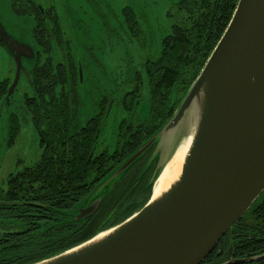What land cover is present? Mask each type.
Instances as JSON below:
<instances>
[{"label":"water","instance_id":"obj_1","mask_svg":"<svg viewBox=\"0 0 264 264\" xmlns=\"http://www.w3.org/2000/svg\"><path fill=\"white\" fill-rule=\"evenodd\" d=\"M0 39L17 65L12 94L21 56L33 59L34 52L1 21ZM185 146L177 178L154 196L157 179ZM148 152L143 172L153 164L151 194L141 208L88 240L30 264H199L231 233L264 191V0L237 1L174 114L80 202L73 218L95 213L104 193ZM21 204L30 203L0 201V206Z\"/></svg>","mask_w":264,"mask_h":264},{"label":"trees","instance_id":"obj_2","mask_svg":"<svg viewBox=\"0 0 264 264\" xmlns=\"http://www.w3.org/2000/svg\"><path fill=\"white\" fill-rule=\"evenodd\" d=\"M237 1L179 0V10L186 13L185 24L173 25L170 34L162 38L159 57L143 66L149 88V119L136 125L123 122L118 135L120 146L111 153L98 154L99 118H89L85 124L77 118L75 58L69 55V72L65 63H53L52 35L37 12L43 31L33 37L44 48L31 70L33 97L26 102L45 146L40 160L10 174L5 189L0 191V201L30 203L0 206V264H30L56 255L120 223L147 202L151 186L146 178L153 164L143 169L150 152L104 193L95 213L80 221L73 218L76 204L170 119L179 104L171 100V93L182 94L183 98L224 32ZM14 10L17 14L20 11ZM123 12L133 36H139L136 15L129 7ZM134 80L126 93L139 98L141 75L138 73ZM123 104L130 107L126 101ZM15 131L14 126L11 132ZM250 209L254 216L249 220L251 213L247 212L238 228L247 231L253 225L264 229V193ZM233 230L227 235L232 236Z\"/></svg>","mask_w":264,"mask_h":264},{"label":"rangeland","instance_id":"obj_3","mask_svg":"<svg viewBox=\"0 0 264 264\" xmlns=\"http://www.w3.org/2000/svg\"><path fill=\"white\" fill-rule=\"evenodd\" d=\"M176 2L177 0H44L45 6L53 4L56 7L65 36L70 40V50L83 67L84 83L79 87L80 122L84 124L94 115V103L102 93L110 97L113 103L105 118L96 154L106 149L111 151L115 147L117 124L124 115L118 110L119 100L125 92L132 89L134 77L138 73L141 75V86L136 114L142 120L149 117V88L142 65L161 54L162 38L170 34L172 25L182 24L186 18L183 12L177 10ZM126 6L132 8L136 15L140 27L137 37L124 24L126 17L123 11ZM0 21L12 37L21 43L32 45L34 51L37 50L32 36L34 21L17 15L10 0H0ZM51 55L54 62L62 60V54L56 45H53ZM32 61V58H23L26 67H32ZM8 74L14 77L15 60L0 44V80ZM25 94L31 95L32 89L24 74L13 93L11 105L0 108V191L5 189L10 174L38 162L43 152L38 131L29 114L22 108ZM181 97L182 94L173 92L170 95L171 100L177 104ZM11 112L18 115L20 130L14 144L7 146L8 118ZM79 205L80 203L76 206Z\"/></svg>","mask_w":264,"mask_h":264},{"label":"flooded vegetation","instance_id":"obj_4","mask_svg":"<svg viewBox=\"0 0 264 264\" xmlns=\"http://www.w3.org/2000/svg\"><path fill=\"white\" fill-rule=\"evenodd\" d=\"M10 3H11L13 10L17 9V8L20 9L18 14L16 13L17 15L29 17L34 21L32 36L34 35V33H38L40 31H43L42 24L38 20V13L37 12H39V14L44 19V22H45V25H46L48 32L51 33V35H52L51 39H50V42L52 45V50H53V45H56V48H59V50L62 54V60H60L58 62H54L53 57L51 55L52 61L54 64L65 63L66 69L69 72L68 67H67V65L70 62L69 61V55H72V57H74V58H75V56L73 55V53L70 50V48H72L70 46V40L68 38H66V36H65V33H64V30H63V27L61 24V19H60V16H59V13H58L56 7L53 4H49V5L45 6L44 0H10ZM178 3H179V0H177L175 5L177 7V10L180 11L178 8ZM16 4H22V6H16ZM127 7H129V6H126L124 8V10ZM131 10H132V8H131ZM180 12H182V11H180ZM183 13L186 16V13L184 11H183ZM185 20H186V18L183 19L182 24H178V25H184ZM124 24L126 25V28H127L126 22ZM33 39H34V37H33ZM34 42L36 43L35 46L37 47L36 51H34L32 45L26 44L34 52V57H33V61H32L33 66L32 67H26L23 64V58H30V57L29 56H27V57L21 56L22 68L20 70L18 82H19L21 76L24 75L25 72H27L25 75L28 77L29 84L31 83V78L33 77V75H32L33 72H31V70L36 67V66L34 67V65L36 64V61L38 59V56H37L38 52L41 51V48L42 49L44 48L43 45L40 44L39 42L37 43L35 41V39H34ZM0 44L4 47V49L6 51H8V53L10 54L11 57H14V54L4 45V43L1 40H0ZM22 44H24V43H22ZM64 48H66V51H64ZM161 48H162V41H161ZM161 51H162V49H161ZM51 53H52V51H51ZM35 59H36V61H35ZM153 60L148 59L144 64H146L147 62H152ZM75 62H76V64H75L76 70L75 71L77 72V73H75L76 74L75 78H76V81L78 83V85H76L77 92H78L77 97L79 98L76 113H77V118L80 121L81 106H80L79 101H81V93L79 91V87L81 88V85L84 83V71H83L82 65L80 64V62L76 58H75ZM142 66H144V65H142ZM16 67H17V65L15 62V75H14V77H10V75L8 74V75H6V77H4L2 80H0V108H2L3 106L8 108V106H10L12 103L13 93L16 89L18 82H17L12 94H9L8 91H9V88L15 79ZM79 69H80V71H79ZM80 74H81V79H80ZM67 77H69V73H67ZM68 87L70 89L69 83H68ZM31 89H32V87H31ZM81 92H82V90H81ZM127 93L126 92L124 93V96L122 98H120L119 104H118V107H119L118 110L120 112H122L124 115H123L122 119L117 124L118 127H117V131L115 132V136H116L115 147L111 151L106 149V150H103L99 153H104V152L111 153L118 146H120V138L118 135L120 133V127L123 124V122L127 121L128 124L136 125L140 121H145V120L149 119V117H148L147 119L142 120L136 114V108L140 102V93H139V98H138V96L132 97ZM29 97H31V98L33 97V89H32L31 95L25 94L22 98V103H23L22 108L25 110V112H27L29 114V117L32 121V113H31V110L28 108L27 102H26V99ZM124 101H126V103H128L130 105L129 108H127V106L123 104ZM94 105L96 107L95 113L90 118H99V120H100V135H101V133L103 131V124L105 122V118H106L107 114L110 112L113 103H111L110 97H108L107 95L102 93L101 96L99 97V99L96 101V103H94ZM126 109H129V110H126ZM149 116H150V110H149ZM87 120H86V122H87ZM32 123L34 124L33 121H32ZM11 125L15 126L17 133H16V131H15V134L11 132L12 128L14 127ZM34 126H35V124H34ZM8 129H9V131H8L9 138L7 139V146H11L12 144H14L15 139L19 133V130H20V120H19L18 115L14 112H11V114L8 118ZM36 129H37V127H36ZM37 131H38V129H37ZM100 135H99V137H100ZM38 136L40 138V145L43 147V150H44L45 145L43 142H41V137H40L39 133H38ZM12 137H14L13 142L9 143L10 138H12ZM99 137H98L97 142L95 144V154H96V148H97ZM149 169H151V167ZM149 174H150V172L148 171V175L146 178L147 182L149 181V176H150ZM250 210L251 209H249L247 211L248 215L251 213L247 217V218H249V220H250V217L253 215V213ZM247 212H246V214H247ZM243 217H245V214ZM243 217L233 226L234 230H233L232 236L231 235L228 236L227 233H229V232H227L220 239V241L216 244V246L213 248V250L208 254V256L199 264H264V235H263L264 229H263V227L253 226V225L248 226L247 231L242 230L243 227L238 228V225L242 224L243 223L242 221H244V220H242ZM237 261H245V262L238 263Z\"/></svg>","mask_w":264,"mask_h":264},{"label":"bare ground","instance_id":"obj_5","mask_svg":"<svg viewBox=\"0 0 264 264\" xmlns=\"http://www.w3.org/2000/svg\"><path fill=\"white\" fill-rule=\"evenodd\" d=\"M186 151V146L179 148L176 153L172 156L171 160L165 167L164 171L157 179L154 185V196L159 195L162 191L167 189V187L172 183V181L177 178L180 173L183 157Z\"/></svg>","mask_w":264,"mask_h":264}]
</instances>
